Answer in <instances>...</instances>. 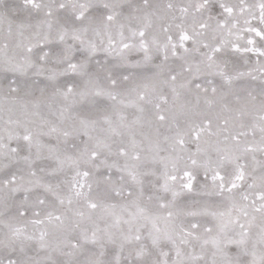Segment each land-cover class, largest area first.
<instances>
[{"label":"snow or ice","instance_id":"1","mask_svg":"<svg viewBox=\"0 0 264 264\" xmlns=\"http://www.w3.org/2000/svg\"><path fill=\"white\" fill-rule=\"evenodd\" d=\"M0 264H264V0H0Z\"/></svg>","mask_w":264,"mask_h":264}]
</instances>
